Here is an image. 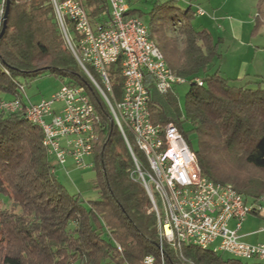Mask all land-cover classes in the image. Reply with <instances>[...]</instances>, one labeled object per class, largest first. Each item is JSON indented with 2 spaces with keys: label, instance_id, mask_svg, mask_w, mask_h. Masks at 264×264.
<instances>
[{
  "label": "trees",
  "instance_id": "obj_1",
  "mask_svg": "<svg viewBox=\"0 0 264 264\" xmlns=\"http://www.w3.org/2000/svg\"><path fill=\"white\" fill-rule=\"evenodd\" d=\"M7 1L9 15L0 38V98L19 97L24 84L20 76L33 78L49 71L68 78L63 83L87 88L103 128L93 154L99 198L85 200L81 194L69 193L55 176L42 128L27 118L24 109H0V197L7 196L13 204L12 210L0 211V241L9 245L3 264H141L148 254L161 260L156 216L145 187L133 173L130 148L107 103L65 42L52 0ZM171 1L156 3L150 33L170 68L191 81L186 114L175 89L159 91L148 75L151 119L179 127L204 175L231 183L248 201L264 198V179L243 177L236 164L264 171V76L237 86L220 70L211 72L209 63L219 55L212 34L194 26L191 4L181 9ZM85 4L92 17L108 8L106 0H85ZM136 10L130 6L127 14L137 15ZM174 18L180 19L177 27ZM262 26L264 0H259L254 33ZM2 29L3 25L0 33ZM121 63L120 59L110 67L118 99L123 96ZM201 70L203 76L198 75ZM196 77L202 78V85L194 81ZM185 121L190 122V130H185ZM126 134L147 168L144 153L131 132ZM163 249L165 264H257L193 244L179 251L164 244Z\"/></svg>",
  "mask_w": 264,
  "mask_h": 264
},
{
  "label": "built area",
  "instance_id": "obj_2",
  "mask_svg": "<svg viewBox=\"0 0 264 264\" xmlns=\"http://www.w3.org/2000/svg\"><path fill=\"white\" fill-rule=\"evenodd\" d=\"M106 1L108 8L95 17L89 14L85 0L52 3L65 42L107 103L130 148L136 166L133 173L150 198L162 258L148 254L141 264H165L164 244L175 251L193 244L240 259L264 261V243L247 242L241 234L249 215L264 216V198L248 201L231 183L204 175L196 152L179 127L173 122L152 121L147 76L161 92L191 81L170 68L147 23L137 15L127 14V0ZM6 2L0 0V28ZM196 11L205 13L201 7ZM120 59L123 96L118 99L110 67ZM194 81L203 84L201 77ZM25 86L19 87V97L0 98V109H24L27 118L42 128L54 171L56 164L65 166L69 158L79 167L93 165L87 164L86 158L93 157L103 124L87 88L63 83L51 98L26 103ZM126 130L144 153L147 168L135 154Z\"/></svg>",
  "mask_w": 264,
  "mask_h": 264
},
{
  "label": "rangeland",
  "instance_id": "obj_3",
  "mask_svg": "<svg viewBox=\"0 0 264 264\" xmlns=\"http://www.w3.org/2000/svg\"><path fill=\"white\" fill-rule=\"evenodd\" d=\"M132 9H137V16L140 17L144 22L147 23L150 29L151 24V13L159 1L166 0H127ZM188 2H191L193 7H201L206 14L213 13L217 11V21L211 27L210 33L213 36V41L217 46L218 54L209 63L210 71L220 70L224 77L230 78V83L232 85L241 86L246 84L247 81L256 80L258 72L249 70L245 71L247 66L256 67L262 72L261 75L264 76V26L258 29L254 33V16L257 12L259 0H173L171 3L175 7L185 9ZM228 3L225 7H221V4ZM250 15L253 17L252 25L249 30H245L242 37L231 36L227 32L228 21H232L235 18L244 17L245 15ZM207 17H202L200 14L194 12L192 16V22L197 27H201V23H205L204 19ZM182 20V18L180 17ZM179 18H174L176 27L180 24ZM243 19V18H242ZM151 31V29H150ZM152 32V31H151ZM172 36H174L175 31L172 30ZM220 36H224L222 39ZM179 44L182 46L181 38L179 37ZM250 44V45H248ZM248 46L253 48H259L256 54L248 52ZM71 50V49H70ZM255 69V68H254ZM199 76H203L204 72L201 70L198 73ZM68 78L61 77L57 74L51 73L49 71L43 72L33 78H25L20 76L18 80L24 83L26 86V94L24 99L26 103H36L41 99H49L51 96L62 86L63 82ZM190 88V82H185L180 85L175 86V92L178 96L180 105L182 107L183 114H186V97L187 92ZM11 98L12 96H6ZM185 130H190L191 124L188 121L184 122ZM191 138L194 143H197V138L194 133H191ZM94 158L87 157L86 163L92 164ZM239 162V161H238ZM237 164V170H240L241 175L248 178L264 179V171H258L249 165H245L243 162ZM94 165H89L87 167H79L73 159L69 158L65 166L57 165L55 168V176L58 180L65 186L71 194H81L85 200L98 199L99 189L96 187L95 178L96 171L93 167ZM13 204L7 196L2 195L0 197V211L7 208L12 210ZM17 212H20L19 208H16ZM249 230L264 228V216L263 215H250L248 221L246 222ZM246 240V239H245ZM248 242L250 243H264V230L259 233L250 235L248 237ZM9 248V245L5 242L0 241V264H3V259L5 252ZM213 248V246H212ZM230 254L225 253V256ZM249 263L264 264L263 260L258 258L244 259Z\"/></svg>",
  "mask_w": 264,
  "mask_h": 264
},
{
  "label": "crops",
  "instance_id": "obj_4",
  "mask_svg": "<svg viewBox=\"0 0 264 264\" xmlns=\"http://www.w3.org/2000/svg\"><path fill=\"white\" fill-rule=\"evenodd\" d=\"M192 5L191 2H188L187 6L188 5ZM228 3H225V4H221L220 6L223 8L227 5ZM193 7V5H192ZM199 8V7H197ZM196 8V9H197ZM196 9L193 7V10L194 12L198 13L196 11ZM217 11L218 10H215L213 13L211 12L210 14H206V12L204 14H200L202 17H207L204 19L205 23H201V27L200 28H206L208 30L211 31V27L215 24V21H217ZM243 18V19H242ZM252 21H253V17L250 16L249 14L248 15H245L244 17H240V18H235L233 19L232 21H228V24H227V32L231 34L232 37L234 36H238V37H242L243 36V33L245 30H249V27H251L252 25ZM195 26V25H194ZM196 27V26H195ZM197 28V27H196ZM199 28V29H200ZM220 38L224 39L225 37L224 36H220ZM234 39H236V37H234ZM250 45V44H248ZM258 47L257 48H253L252 46H248V52H252L253 51L257 54L258 52ZM255 68V69H254ZM253 70L255 72H258L257 74H259L258 76H263L261 75L260 73L262 72L260 69H256V67H249L247 66L245 68V71L246 72H249V70ZM252 215H256V214H252ZM250 216V215H249ZM249 216L246 218V220L243 222V227L241 229V234L243 235V240L247 241L248 242V237L250 235H253V234H256V233H259L260 231L264 230V228H260V229H254V230H249V227H247L246 225V222L248 221L249 219Z\"/></svg>",
  "mask_w": 264,
  "mask_h": 264
},
{
  "label": "water",
  "instance_id": "obj_5",
  "mask_svg": "<svg viewBox=\"0 0 264 264\" xmlns=\"http://www.w3.org/2000/svg\"><path fill=\"white\" fill-rule=\"evenodd\" d=\"M9 7H10V2L7 1L6 11H5L4 20H3V29H2V31L0 33V38L4 34V31H5V28H6V25H7V20H8V15H9Z\"/></svg>",
  "mask_w": 264,
  "mask_h": 264
}]
</instances>
